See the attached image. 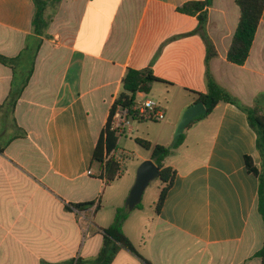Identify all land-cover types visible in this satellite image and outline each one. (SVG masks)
<instances>
[{
  "label": "crops",
  "instance_id": "crops-1",
  "mask_svg": "<svg viewBox=\"0 0 264 264\" xmlns=\"http://www.w3.org/2000/svg\"><path fill=\"white\" fill-rule=\"evenodd\" d=\"M196 1L204 0H62L49 5L48 29L38 36L35 0H0V56L16 60L18 73L0 63V264H94L119 211L150 264H262L264 158L234 105L217 106L166 160L177 178L160 213L157 203L125 208L134 184L111 185L104 204L100 198L108 185L94 153L129 69L151 68L166 90L194 94L183 111L198 102L195 93L208 92L199 22L179 12ZM239 19L235 0H214L206 32L219 57L210 71L244 105L264 111V13L242 67L227 61ZM16 79L22 92L14 104ZM85 203L95 205L73 208ZM113 264L145 263L122 250Z\"/></svg>",
  "mask_w": 264,
  "mask_h": 264
},
{
  "label": "trees",
  "instance_id": "trees-1",
  "mask_svg": "<svg viewBox=\"0 0 264 264\" xmlns=\"http://www.w3.org/2000/svg\"><path fill=\"white\" fill-rule=\"evenodd\" d=\"M62 0H35L36 13L33 21L34 31L38 36L45 35L48 29V20L46 13L49 5H57ZM236 5L240 9V19L232 40L231 47L227 53V61L230 64L237 66H244L249 59L250 52L252 50L258 28L260 26L262 16L264 13V0H235ZM214 0H204L186 3L179 12L196 17L199 22V32L205 41L206 52V65L207 73L206 80L208 86V92L206 94L195 93L198 96V102H202L206 109L207 115L196 119L187 130H190L194 125L200 121L206 119L213 113L217 106L220 104H231L236 106L242 112H244L250 123V126L254 129L258 136L257 147L264 158V111L259 107H248L244 105L239 99L234 97L230 92L220 86L214 79L210 71V63L219 57L218 51L206 32V27L209 22V10L213 7ZM27 52L24 54L26 57ZM28 59V57L26 58ZM16 60L7 59L0 56V63L10 66L15 72L14 65ZM31 71L29 75H31ZM28 74H24L23 88L26 86ZM17 79L14 81V88L12 91V102L16 104L22 91L18 90ZM158 83H165L164 80L158 78L154 71L149 69L136 70L129 69L127 75L123 79L124 93L116 100L114 106L111 108L110 117L108 123L98 141L95 153L94 163L99 164L102 171V178L106 180V185L114 183L120 176L122 171L121 162L116 158V152L118 150V143L120 136L125 134L122 129L112 130L113 115L119 107L129 109L133 121L146 122L154 121V119L147 114H140L135 111V107L139 103V97L142 95H150L153 87ZM14 98V99H13ZM13 104V105H14ZM186 135L181 137L180 142L175 148H179L183 145ZM147 150H152L151 160L158 167L160 171V181L164 184L161 191L159 201L156 204V212L160 213L169 191L174 186L177 178V172L172 167L166 166V160L171 156V150L168 148L156 145L146 141H138ZM109 156L110 159H107ZM246 166L249 172L259 175L253 161L250 158H246ZM95 203H85L75 205L73 208L82 211L87 208H91ZM140 209V206L137 208ZM258 211L264 221V176L260 177V189L258 199ZM126 216L119 211L115 220V223L108 229H104L102 232L104 236L103 246L94 262V264H113L116 257L122 250H127L132 254L138 256L145 264H150L144 259L138 251L135 249L132 242L125 235L123 230V223ZM264 264V247L257 254ZM74 264V263H73ZM75 264H82L77 261Z\"/></svg>",
  "mask_w": 264,
  "mask_h": 264
},
{
  "label": "rangeland",
  "instance_id": "rangeland-1",
  "mask_svg": "<svg viewBox=\"0 0 264 264\" xmlns=\"http://www.w3.org/2000/svg\"><path fill=\"white\" fill-rule=\"evenodd\" d=\"M165 87L167 86L156 84L153 92L149 95V98L161 104L162 112L165 114V120L162 122H157L155 120L146 122L132 121L131 129L120 136L116 158L121 162L122 171L119 178L114 183L110 184L105 192L101 194L100 198L103 197L104 199L102 200V204L105 203L111 185L115 189H120L128 183L135 184L137 171L143 164L141 163L142 158H151L153 151L145 149L138 141H146L153 146L161 145L171 150L172 153L167 159V162L175 159L178 153H180L178 149L181 146L172 149L174 136L179 125L178 124L174 129V124L180 116L183 117V114L187 110L183 111L184 106L195 98V96L181 86L169 90H166ZM188 131L189 130H187L185 134H187ZM95 171L98 175L101 174L102 176L99 164H95ZM163 187L164 184L160 180L152 182L144 194L140 208L149 209L154 203H157Z\"/></svg>",
  "mask_w": 264,
  "mask_h": 264
},
{
  "label": "water",
  "instance_id": "water-1",
  "mask_svg": "<svg viewBox=\"0 0 264 264\" xmlns=\"http://www.w3.org/2000/svg\"><path fill=\"white\" fill-rule=\"evenodd\" d=\"M207 115V109L202 102H197L188 108L178 125L176 130L172 149H174L185 134L189 126L198 118ZM160 179V171L152 160L144 162L137 171L136 182L130 192L126 201L125 208L132 212L136 210L141 204L146 190L152 182Z\"/></svg>",
  "mask_w": 264,
  "mask_h": 264
},
{
  "label": "built area",
  "instance_id": "built-area-1",
  "mask_svg": "<svg viewBox=\"0 0 264 264\" xmlns=\"http://www.w3.org/2000/svg\"><path fill=\"white\" fill-rule=\"evenodd\" d=\"M140 97H143V99L139 100L138 105L134 109L135 111L140 114H147L157 122L165 120V114L162 112V108L157 102L144 95ZM132 121L131 111L129 109L119 107L113 115L112 130L122 129L121 132L124 130L128 131L131 129ZM110 157L111 156L107 159H110Z\"/></svg>",
  "mask_w": 264,
  "mask_h": 264
}]
</instances>
